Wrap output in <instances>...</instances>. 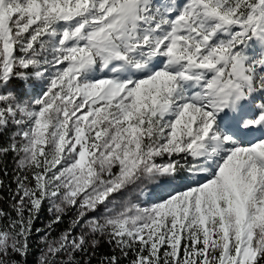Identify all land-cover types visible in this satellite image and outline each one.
Masks as SVG:
<instances>
[{"label": "snow or ice", "instance_id": "1", "mask_svg": "<svg viewBox=\"0 0 264 264\" xmlns=\"http://www.w3.org/2000/svg\"><path fill=\"white\" fill-rule=\"evenodd\" d=\"M9 155L0 264H264V0H0Z\"/></svg>", "mask_w": 264, "mask_h": 264}, {"label": "trees", "instance_id": "2", "mask_svg": "<svg viewBox=\"0 0 264 264\" xmlns=\"http://www.w3.org/2000/svg\"><path fill=\"white\" fill-rule=\"evenodd\" d=\"M7 170V175L4 174V170ZM0 180H3L5 183V186L8 184H11L12 188H15V183L13 179V173H12V165L10 164V158L9 156L0 158ZM7 187L0 188V208H7ZM46 216V211L43 212ZM44 218V216H42ZM49 221V218H44ZM68 223V220L64 218V223L55 225V231L52 233L53 236L57 235L60 231H62L64 228H66ZM43 224L41 222H36V227L42 228ZM32 254L28 257V264H35L36 258L39 255L38 249L42 246L40 243V237L33 234L32 236ZM110 251L109 245L106 243H102L99 253H107ZM95 264V261L93 262ZM124 264H127L125 261Z\"/></svg>", "mask_w": 264, "mask_h": 264}, {"label": "rangeland", "instance_id": "3", "mask_svg": "<svg viewBox=\"0 0 264 264\" xmlns=\"http://www.w3.org/2000/svg\"><path fill=\"white\" fill-rule=\"evenodd\" d=\"M9 158H10V164L12 165V173H13L14 168H15V164L13 163V159H12L11 155H9ZM45 211H46V216L43 213L41 215L40 219L37 221V222H41L43 224L42 226H44V225H46L48 223V220H46L44 218H50V213L47 211V206H45ZM42 216H44V218ZM65 219L68 220L69 217L66 216Z\"/></svg>", "mask_w": 264, "mask_h": 264}]
</instances>
